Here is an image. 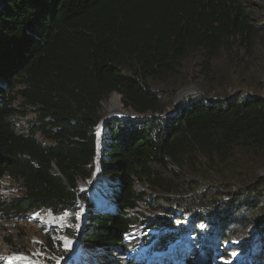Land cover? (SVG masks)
<instances>
[{
  "label": "trees",
  "instance_id": "trees-1",
  "mask_svg": "<svg viewBox=\"0 0 264 264\" xmlns=\"http://www.w3.org/2000/svg\"><path fill=\"white\" fill-rule=\"evenodd\" d=\"M258 12L251 0H0V195L6 178L22 191L0 203L2 218L76 210L86 201L84 245L125 249L136 208H158L149 197L154 193L178 206L176 218L216 225L215 240L229 241L238 228L249 240L244 224H256L257 253L247 264H264V97L248 91L218 100L189 96L167 112L151 84L178 73L191 54L209 66L231 38L253 40ZM113 93L140 116L113 117L106 127L103 176L115 187L112 199L96 205L79 181L94 176L102 103ZM30 112L29 126L18 129L12 118ZM202 161L239 181L237 187L249 186L239 209L233 199L194 191L189 178ZM197 219L190 221L195 232ZM140 259L128 264L171 261Z\"/></svg>",
  "mask_w": 264,
  "mask_h": 264
},
{
  "label": "rangeland",
  "instance_id": "rangeland-1",
  "mask_svg": "<svg viewBox=\"0 0 264 264\" xmlns=\"http://www.w3.org/2000/svg\"><path fill=\"white\" fill-rule=\"evenodd\" d=\"M251 1L255 3L259 10L256 18L252 21L257 28V35L253 40L240 37L231 38L222 48L220 55L213 59L209 66H204V59L200 54H191L183 61L178 73L151 83L153 90L161 96L167 112L174 110L189 96H203L204 98L218 100L247 91L249 94L264 95V16H262L264 12L260 11L264 8V2L262 3L261 0ZM201 67L205 72L202 71ZM187 87L192 89H186ZM185 90L189 92L178 100L179 93ZM113 94L102 103L103 119L109 112L106 104ZM20 103L21 99H18L17 105ZM124 108L131 114H137L132 108L125 106ZM34 117L35 114L30 112L25 116L13 117L12 122L18 129L25 130L29 126V121ZM99 129L100 126L97 130L98 135ZM39 138L43 139L41 136ZM195 172H197L196 175L189 178L196 181L195 192L208 197L214 194L216 199H223L226 202L233 199L237 205L236 209L241 207V201L248 195L242 193V191L249 186L237 187L236 184L239 181L228 177V173L215 174L211 172L205 161L198 165ZM236 173L245 175L246 171L237 168ZM259 174L264 176V168L259 170ZM86 181L89 182V180ZM80 184H82V180L79 181L81 190ZM114 187L110 184V179L102 175L95 188L89 186L82 192H88L94 204L102 205L110 198L112 199ZM137 188L145 189L139 183H137ZM20 194H22L20 183L10 178L3 180L0 203ZM149 197L157 200L156 205L158 208L153 209V207L146 206L136 209L137 211L134 214L137 221L132 225L131 233L126 236L127 240L124 242L126 250L123 248V251L120 252L109 251L102 255L98 254L99 257L97 258L94 256V252H90L93 255H88L84 259V264H88L90 257H94L93 261L96 260L97 264H128L131 259L139 260V257L143 258V261L148 259L154 262L171 257V261L166 260L168 264H184L185 259H190L193 264H247L250 258L254 259L257 253L256 244L260 239L256 224L250 225V222L247 225L244 224L249 227L248 232L251 235L249 240L239 236L243 229L238 227L242 223H238V226H236L239 232L234 235H232L233 232L229 234L231 235L229 241L225 240V236L215 240L212 233L216 225L211 222H207V224L205 222L200 223V220L194 218V216L184 218L179 216L178 218L181 219H178L175 216L178 206L166 204L165 199L159 198L161 196L154 193H151ZM158 198L161 199L159 203ZM84 202L81 200L76 210L53 212L50 209H43L34 211L26 217H13L7 220L2 218L0 212V264H6L7 260L14 255L23 254L35 257L38 255L48 264H82L80 259L82 254L75 252L79 246L80 214L86 205ZM199 204L207 205L204 201ZM168 207L171 209L169 213L165 211V208ZM216 207L214 213L220 210L218 203ZM87 211L88 209L85 211L86 213L84 212V216L87 215ZM50 212L56 217L51 219L54 220L52 224L51 221L47 223L48 221L43 219V216ZM205 212L210 211L205 210ZM151 214L152 216H150ZM260 215L253 218V224L258 222ZM153 217L156 218L151 219ZM166 218L173 220L176 224L167 225ZM194 219H197L196 224H200L196 228V232L191 230V223ZM153 221L157 224L156 226H150ZM190 221L192 222L190 223ZM201 225L202 227L206 225L207 228L205 229L208 232L203 238H198L199 231L202 230ZM177 226H179V229H177ZM185 230L189 234L186 235ZM181 231L185 232L180 235L179 232Z\"/></svg>",
  "mask_w": 264,
  "mask_h": 264
},
{
  "label": "bare ground",
  "instance_id": "bare-ground-1",
  "mask_svg": "<svg viewBox=\"0 0 264 264\" xmlns=\"http://www.w3.org/2000/svg\"><path fill=\"white\" fill-rule=\"evenodd\" d=\"M189 91H182L179 93V99L180 100L182 98V96H184L185 94H187ZM107 108L109 109L110 112L112 113H117V114H124L126 112H128L125 108H124V104L122 102V97L121 95L115 93L113 94V96L109 99L108 103L106 104ZM99 128V126H98ZM106 126H105V121L103 120L101 125H100V129H99V142H98V149H97V156L96 159L98 157V159L101 161L104 153H105V140H106V136H107V131H106ZM98 132V131H97ZM93 179V177H92ZM91 178L89 179V182L87 183V181L85 183H82V186L84 187H96L95 184H98L99 178H95L92 180ZM85 209V208H84ZM81 218L84 216V210H81V214H80ZM56 217H54L53 214H51V212L49 214H45L43 216L44 220L49 221H54L51 219H55ZM82 249H79L78 251L80 252ZM23 257V259H21ZM94 260V258H92V261ZM6 264H48L47 262H45L44 260H42L41 258H39V256L37 255L35 256H31V255H14L12 257H10L7 260ZM62 264V263H59Z\"/></svg>",
  "mask_w": 264,
  "mask_h": 264
},
{
  "label": "water",
  "instance_id": "water-1",
  "mask_svg": "<svg viewBox=\"0 0 264 264\" xmlns=\"http://www.w3.org/2000/svg\"><path fill=\"white\" fill-rule=\"evenodd\" d=\"M190 87H187L186 89H189ZM190 89H192V88H190ZM186 91V90H185ZM177 102H179V101H177ZM176 110V109H175ZM168 112H171V111H168ZM137 116H140V115H138V114H131V113H129V112H126V113H124V114H117V113H112V112H108L107 113V115L104 117V121H105V126L107 127V126H109V122H110V120L113 118V117H118V118H121V119H130V118H135V117H137ZM156 116H158V114L156 115ZM98 142H99V138H98ZM102 163H103V157H102V159H101V161L98 159V157H97V159H96V165H95V172H94V176H93V179H95V178H100V177H102V175H103V167H102ZM92 179V178H91ZM92 179V180H93ZM82 183H85V180H82ZM95 186H96V184H95ZM80 187H81V192L83 191V190H85V189H87V187H84V186H82V184H80ZM84 202V201H83ZM85 203V202H84ZM86 204V203H85ZM85 209H84V212L87 210V206L85 205V207H84ZM86 213V212H85ZM85 213H84V215H85ZM84 218H85V216H83L82 218H81V220H80V223H79V230H80V234H79V246L77 247V249H76V252L75 253H80V254H84V253H86V252H89L90 250H93L94 248H90V247H86L85 245H84V243H83V241H82V231H83V228H84ZM79 249H82L80 252L78 251ZM79 254V255H80ZM72 255H73V253H72ZM88 255V254H87ZM82 256H80V258H81ZM201 264V263H200Z\"/></svg>",
  "mask_w": 264,
  "mask_h": 264
},
{
  "label": "built area",
  "instance_id": "built-area-1",
  "mask_svg": "<svg viewBox=\"0 0 264 264\" xmlns=\"http://www.w3.org/2000/svg\"><path fill=\"white\" fill-rule=\"evenodd\" d=\"M137 208H140V207H137ZM136 208V209H137ZM50 222V221H49ZM49 222H47V223H49ZM51 224L53 223L52 221L50 222ZM131 230H132V228L130 229V231H128V232H126L125 233V236H124V242L127 240V237L126 236H129L130 235V233H131ZM104 248H106L105 246H99V247H96V248H94L93 250H90L89 252H86V253H84V254H82V257L80 258L81 260H82V264H84V259H86L87 257H88V255H93L94 254V256L97 258V257H99V255L98 254H105V253H107V252H109V251H116V252H120V251H123V249H119V247H117V249H108V248H106V249H104ZM124 250H126V248L124 249ZM90 252H94L93 254L92 253H90ZM88 253H90V254H88ZM88 254V255H87ZM91 258H94V257H90L89 258V260H88V264H97V261L95 260V262L94 261H92V259ZM139 260H140V257L138 258ZM132 260V259H131ZM139 260H137V261H139ZM166 261V260H165ZM164 262V261H163Z\"/></svg>",
  "mask_w": 264,
  "mask_h": 264
},
{
  "label": "clouds",
  "instance_id": "clouds-1",
  "mask_svg": "<svg viewBox=\"0 0 264 264\" xmlns=\"http://www.w3.org/2000/svg\"><path fill=\"white\" fill-rule=\"evenodd\" d=\"M263 97H264V95H263ZM97 130H98V128H97ZM193 264V263H192ZM197 264H200V263H197Z\"/></svg>",
  "mask_w": 264,
  "mask_h": 264
},
{
  "label": "snow or ice",
  "instance_id": "snow-or-ice-1",
  "mask_svg": "<svg viewBox=\"0 0 264 264\" xmlns=\"http://www.w3.org/2000/svg\"><path fill=\"white\" fill-rule=\"evenodd\" d=\"M21 259H23V257Z\"/></svg>",
  "mask_w": 264,
  "mask_h": 264
}]
</instances>
